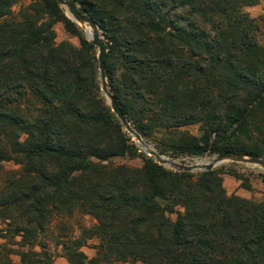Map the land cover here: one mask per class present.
Here are the masks:
<instances>
[{"label":"trees","instance_id":"16d2710c","mask_svg":"<svg viewBox=\"0 0 264 264\" xmlns=\"http://www.w3.org/2000/svg\"><path fill=\"white\" fill-rule=\"evenodd\" d=\"M24 1L0 0V264H54L53 249L68 264H264V202L229 197L225 168L176 172L142 152L102 93L85 29L56 0ZM71 1L102 32L110 92L159 155L264 158V17L245 11L259 0ZM57 24L79 46L58 44ZM196 125L200 137L185 130ZM127 157L143 166L114 164Z\"/></svg>","mask_w":264,"mask_h":264},{"label":"rangeland","instance_id":"374dc122","mask_svg":"<svg viewBox=\"0 0 264 264\" xmlns=\"http://www.w3.org/2000/svg\"><path fill=\"white\" fill-rule=\"evenodd\" d=\"M31 2L32 0H25L23 2V5L26 6ZM19 10H20V6L14 8L15 12H18ZM245 11L253 19L259 20L260 18L264 17V0H259V4L257 6L246 8ZM84 29H87V28H84ZM55 30L57 32V43L58 44H61L63 42H70L71 44L75 46H79L78 39L69 35L65 31L62 24H57L55 26ZM185 130L191 135H194L196 137H200L201 135L199 125L187 127ZM149 146L153 150H155L152 145H149ZM217 156L218 155L208 154L207 156L203 158H185L182 161H176V160L174 161L181 163V164H185V165H195V164L205 165L207 163H210ZM262 159L264 160V158ZM114 164L115 165H126V166L133 167V168H141L143 166V162L141 159H133L129 157L115 159ZM5 166L9 170H22L20 166H15L13 164H6ZM220 168H225L228 173L223 176V186L229 197L237 196L239 198L246 199V200H249L255 203L264 202V167H260V166L253 165V164H242V163H235V162L228 161V162H224L221 165L217 166L215 169H220ZM235 173L238 176H240L244 180V182L230 175V174H235ZM243 183L247 184L250 187V190L244 189ZM79 223H81L82 225L91 226L95 224V221L88 216H82V217L80 216L79 221H77L76 224H79ZM2 228H5V225L0 222V229ZM77 228L75 229L77 230ZM1 243H4V241L0 240V244ZM97 244L98 242L96 240L90 241L88 244V247L84 248V252L89 257H93L95 255V250L93 249V247H95ZM53 252L55 254L54 264H68L61 250L53 249ZM11 259L14 262V264H20L19 257L13 256ZM135 264H141V263H135Z\"/></svg>","mask_w":264,"mask_h":264},{"label":"water","instance_id":"95a60500","mask_svg":"<svg viewBox=\"0 0 264 264\" xmlns=\"http://www.w3.org/2000/svg\"><path fill=\"white\" fill-rule=\"evenodd\" d=\"M58 4L65 11L66 15L76 24L87 28L85 31L86 37L90 40L93 45L98 49V68L100 74V83L102 88V93L107 99V103L112 108V111L116 114L120 120L121 125L126 129L127 133L136 141L142 151L153 157L160 165L165 166L176 172H187L192 174H199L213 171L217 166L224 162H235L242 164H253L260 167H264V160L252 158L242 154L236 153H222L214 158L210 163L205 165L195 164V165H185L178 163L172 159L163 157L159 155L155 150H153L142 137L133 129L131 124L128 122L124 114L122 113L118 103L113 97L110 89L108 87V80L106 77V57L108 54V48L103 34L99 30L96 23L89 17L81 13L71 0H56Z\"/></svg>","mask_w":264,"mask_h":264},{"label":"bare ground","instance_id":"6f19581e","mask_svg":"<svg viewBox=\"0 0 264 264\" xmlns=\"http://www.w3.org/2000/svg\"><path fill=\"white\" fill-rule=\"evenodd\" d=\"M85 31H86V29H85Z\"/></svg>","mask_w":264,"mask_h":264}]
</instances>
